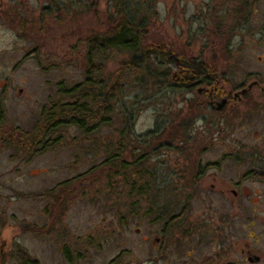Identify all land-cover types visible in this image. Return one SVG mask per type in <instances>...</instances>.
<instances>
[{
	"label": "rangeland",
	"instance_id": "1",
	"mask_svg": "<svg viewBox=\"0 0 264 264\" xmlns=\"http://www.w3.org/2000/svg\"><path fill=\"white\" fill-rule=\"evenodd\" d=\"M53 2L48 14L42 8L49 0H0V264H201L218 243L225 248V261L250 264L251 255L260 257L253 264H264V180L252 175L264 172L260 86L251 89L236 112L215 117L196 102L200 85L175 86L176 68L166 63L167 76L160 77L157 88L135 87L133 77L127 82L130 130L118 108L111 126L90 134L74 126L59 128L55 144L32 154L1 138L12 129L34 127L51 102L62 104L61 81L68 87L84 83L87 39L106 31V19L118 18L122 8L127 13L135 9L139 19L147 7L152 14L148 43L183 45L189 59L218 60L215 81L222 92H240L253 81L264 88V0L253 2L250 17L236 32L232 27L238 19L211 10L221 7L216 0ZM205 3L211 8L199 19ZM225 44L230 48L226 56ZM130 54L114 48L98 55L100 77L114 73ZM191 100L204 119L195 120L197 110L188 111L191 105L185 104ZM148 133L158 140L143 150L135 147L134 140ZM126 140L135 153L145 154L139 180L133 166L127 169L116 158L101 166ZM185 142L187 162L180 157ZM182 161L192 174V187L178 194L166 187L177 183ZM204 165L203 177L195 182L196 170ZM126 169L136 185H126L128 178L121 175ZM136 191L142 193L139 203ZM185 202L190 205L187 222L198 226L204 239L182 219L170 220ZM205 214L209 223L201 227Z\"/></svg>",
	"mask_w": 264,
	"mask_h": 264
},
{
	"label": "trees",
	"instance_id": "2",
	"mask_svg": "<svg viewBox=\"0 0 264 264\" xmlns=\"http://www.w3.org/2000/svg\"><path fill=\"white\" fill-rule=\"evenodd\" d=\"M54 4L53 0H49V6H44L42 10L50 14L51 5ZM144 10L139 19L136 18L138 12H135V9L133 13H127L123 8L119 12L118 18L114 17L117 14L108 17L106 20L108 21L109 28L87 39V66L84 83L68 87L63 86L61 81L58 92L63 100L62 104L51 102L47 109H45V113H42L44 119H39L34 127L28 130L20 128L12 129L10 132L2 133L1 138H4L9 146L16 150L19 149L22 152L32 154L35 151L39 152L37 150L39 147L45 148L46 146L55 144L59 140L58 137H55V132L59 128L74 126L83 133L90 134L100 129L103 125H110L113 114L121 108L118 115L120 114L123 118L118 117L122 120L123 125L126 126V130H130L129 124L133 111H129L125 107L126 100H124V97L127 93L126 84H128L127 82H131V80L129 81L131 77H133L132 81H135V87L138 86L140 89H143V86H145V90L157 88V85L161 84L160 77L167 76L162 65L173 63L176 72L172 75V83L177 87L189 89L202 84L199 83V80L203 77H206V81L209 82L211 75L216 78L220 74L215 65V63L219 62L218 60L189 59L184 46L174 49L172 46H165L162 42L159 44L148 43V19L152 14L148 12L147 7ZM72 15H74L73 18H77L76 13ZM223 47L227 49L226 45ZM114 48L130 52L131 54L127 60H123L120 63L119 68L114 73L102 79L100 73H102L103 67L96 63L95 58L107 50ZM33 51L35 52L36 49ZM33 51L32 54L34 53ZM144 76L148 78L147 82L144 81ZM151 80H153V83L150 82ZM195 107L199 113L200 109L197 106H189L188 111L191 112V109L193 110ZM182 114L183 112L181 111L180 115ZM183 116L186 117L188 115L184 114ZM183 116L180 117L178 115L177 118L179 121L186 122L185 124H187L189 118L184 119ZM175 121L171 123L173 127ZM16 131H18V134H16ZM166 133L167 131L165 130L162 134L165 135ZM162 134L159 135L163 136ZM154 135V133H148L146 138L134 140L136 142L134 146L140 147L143 150L146 145H153L158 140V138H154ZM162 138L160 139L162 140ZM166 143L170 145L172 142L171 140H167ZM130 144L129 140L120 142L117 147L119 153L117 155H110L109 158L101 163V166L112 162L116 158L127 169L133 166L134 173H136L134 176H137L139 180L142 178L144 172L140 167L143 165L145 154L135 153L134 149H131ZM127 169L123 174L120 173L128 178L126 185H136L132 181L131 175L127 173ZM252 175L264 180V172L252 171ZM133 193L136 198L135 202L139 203L142 193L137 191ZM170 218L172 220L175 216Z\"/></svg>",
	"mask_w": 264,
	"mask_h": 264
},
{
	"label": "flooded vegetation",
	"instance_id": "3",
	"mask_svg": "<svg viewBox=\"0 0 264 264\" xmlns=\"http://www.w3.org/2000/svg\"><path fill=\"white\" fill-rule=\"evenodd\" d=\"M254 1H256V0H254ZM254 1L250 2L249 0H216L217 5L221 6V7L216 6L217 9H215V6H213L211 8V5L205 3V5H204L205 7H203L200 10V13H199L200 18L199 19H201L202 17L205 18V16H202L204 11L207 13V10L210 8L212 11L217 10V13L222 12V13H218V14H222V16L224 18H234V20L238 19L234 23V26L232 27V30L234 29V32H236L240 28H242L241 26L243 25L244 20H246L247 18L250 17L249 16V13H250L249 9H250V7H253ZM211 10H210V12H211ZM213 13L215 14L216 12H213ZM239 20H241V21H239ZM196 31L199 32L200 28L198 27L196 29ZM197 32H195V33H197ZM199 34H200V32H199ZM198 35H196V36L198 37ZM208 45H210V44L205 43V45H203V46L205 48H207ZM225 45H223V46H225ZM226 48L227 49H224V47H223L224 52L222 51V53L225 56L227 55V53L230 52L229 46H226ZM206 79H207L206 77H203L202 79L199 80V83H202V84H200V86L196 88L197 89L196 94H198L197 95L198 101L196 100V102L198 103V105L200 107H208L209 109H211L212 112L215 113L214 114L215 117H216V115L219 117L220 115H223V114L227 115V113L232 114L233 112H236V109L241 104L246 102L245 100H247V96H249L250 92H251V90H250L245 94H240V92L237 90L238 92L232 91V92L227 94V93L222 92L219 89L217 81H215V78L212 75L210 76L209 82L206 81ZM241 86L242 85H239L238 88H241ZM257 86H260L259 88H261L260 83L258 85H255L254 87H257ZM260 94L264 95V91L262 89L260 91ZM192 102H193V100H191L190 102L186 101V104H185L186 108H188V106L191 105ZM191 106H195V104L191 105ZM193 110L196 113V110H197L196 107L193 108ZM185 112H186V110H185ZM204 118H205V116H203V114H200L198 112L195 115V120H197V119L202 120ZM218 119H220V118H218ZM190 120H191V118H190ZM0 121H2V119H0ZM194 124L195 123L192 121L190 123H187V126L193 128ZM181 143H182V141H181ZM186 143L187 142L184 143V146H182V148H181L182 150H180V153H182L180 157L182 159L183 156H185V161L187 162L188 158H186L187 155H185V146L187 145ZM185 161L180 162V163H182V166L179 167L180 170H179L178 175H177V183L175 182V185L173 186V188H171V186L166 187L167 189H172V190L176 191L178 194H182L183 191L186 190L187 186L192 187V181H191V179H189V177L192 174L190 172L186 171L188 164L185 163ZM206 166L207 165L198 167L199 169L196 170V172H195V182H197L199 179H201L203 177L202 174L204 173V170H206ZM180 182H182L181 186L177 185ZM166 188H164V189H166ZM187 206H190V205L187 202H185V205L184 204L182 205V207L180 208V211L174 215L175 219H178V220L182 219L181 220L182 222L189 223L192 230H194L197 233L198 238L204 239L205 235L200 231V228L191 222H187V210H188L186 208ZM207 217H208L207 215L201 217L202 219H200V223H199L201 225V227L202 226L204 227L209 223V221L206 219ZM183 237H187V236L185 235ZM222 245H223L222 243H218L217 248L214 251V253L210 256L203 257L202 260L200 261V263L201 264H237L234 262L225 261L224 256H226L225 255L226 251ZM255 257H259V256L248 255L247 261L250 264L257 263L258 261L255 262ZM259 260H260V257H259Z\"/></svg>",
	"mask_w": 264,
	"mask_h": 264
},
{
	"label": "water",
	"instance_id": "4",
	"mask_svg": "<svg viewBox=\"0 0 264 264\" xmlns=\"http://www.w3.org/2000/svg\"><path fill=\"white\" fill-rule=\"evenodd\" d=\"M259 83L257 81H253L250 84H248L245 88L241 89L240 94H245L248 91H250L255 85H258ZM261 89L264 91V88L261 87ZM259 261V257H255V262Z\"/></svg>",
	"mask_w": 264,
	"mask_h": 264
}]
</instances>
